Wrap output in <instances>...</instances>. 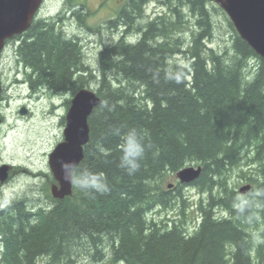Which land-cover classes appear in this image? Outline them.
<instances>
[{
	"label": "trees",
	"instance_id": "1",
	"mask_svg": "<svg viewBox=\"0 0 264 264\" xmlns=\"http://www.w3.org/2000/svg\"><path fill=\"white\" fill-rule=\"evenodd\" d=\"M64 2L10 41H19L33 88L75 94L96 81L101 103L89 118L73 195L0 210V264H264V59L230 19L232 47H210L209 0H116L106 6L115 10L106 25L122 32L99 52L95 77L81 41L61 23L68 14L93 31L91 12L84 0ZM152 2L163 10L155 18L146 16ZM189 165L202 167L190 186L220 193L186 209L163 182ZM248 165L256 175L242 181L243 199L244 185L232 188L228 174ZM177 199V218L149 216Z\"/></svg>",
	"mask_w": 264,
	"mask_h": 264
},
{
	"label": "rangeland",
	"instance_id": "2",
	"mask_svg": "<svg viewBox=\"0 0 264 264\" xmlns=\"http://www.w3.org/2000/svg\"><path fill=\"white\" fill-rule=\"evenodd\" d=\"M114 1L116 0H111V2L108 0H84L88 7L87 10L91 12L87 24L95 28L93 31L69 17L64 16L65 18L61 19V23L64 22L66 34L79 38L81 41L84 58L95 77L100 75L99 52L106 45L118 40L122 32L121 30H111L106 25L107 20L115 18L113 15L115 10H112L111 7L110 9L106 8L108 2L111 6ZM211 3L215 7L212 10V21L215 28L209 45L216 49L231 48L232 32L227 23L229 17L223 10L221 12L218 4ZM64 6V0H45L40 10L41 16H56ZM162 11L157 4L152 2L146 8V16L155 18ZM186 15L191 29L194 30L196 17L188 9H186ZM96 27H102L100 32H97ZM190 36L189 32L184 35V38L190 40ZM18 43L19 41H10L0 57V78L4 89L2 98H0V116L4 118L0 126V167L9 166L7 171L9 177L4 182L0 180V210L7 209L18 200L25 201L29 207L50 204L48 195L51 194V188L56 180L50 168L49 158L56 146L64 141L66 126L64 117L70 107L68 102L73 96L72 93H64L55 98L44 93L37 98L30 93L32 91L30 86L21 84L30 70L26 71L24 65L18 62ZM177 60L183 64L187 63L185 56H179ZM252 70L253 68L250 69V71ZM98 88L96 81H92L88 87L96 92ZM255 169L256 165H248L242 169L231 171L228 174L230 186L239 191L240 186L246 184V178L256 175ZM169 184L178 185L175 173L165 177L163 188L173 190V194L177 192L182 194L186 200L184 205L186 209L189 205L191 208L199 203L201 196L208 200L210 195L216 196L220 193L218 188H215L213 192L201 193L198 187L188 185L183 189L176 188V186L170 189ZM246 186L248 185H244V187ZM175 205L176 207L171 210L156 208L155 210L160 212L149 216L157 221L177 218L182 203L177 199ZM192 225L190 224L191 230H193ZM38 264H43V260Z\"/></svg>",
	"mask_w": 264,
	"mask_h": 264
},
{
	"label": "water",
	"instance_id": "3",
	"mask_svg": "<svg viewBox=\"0 0 264 264\" xmlns=\"http://www.w3.org/2000/svg\"><path fill=\"white\" fill-rule=\"evenodd\" d=\"M44 0H0V56L9 39L26 32L38 14ZM218 4L229 17L239 36L257 55L264 59V0H209ZM2 85L0 80V97ZM101 99L91 89L83 88L74 94L66 117L64 141L49 158L50 168L57 181L51 192L56 199L73 194V171L84 159V149L90 141L89 118ZM9 166L0 167V180L8 177ZM201 166H187L176 176L188 184L201 174ZM249 190L242 187L241 193Z\"/></svg>",
	"mask_w": 264,
	"mask_h": 264
},
{
	"label": "flooded vegetation",
	"instance_id": "4",
	"mask_svg": "<svg viewBox=\"0 0 264 264\" xmlns=\"http://www.w3.org/2000/svg\"><path fill=\"white\" fill-rule=\"evenodd\" d=\"M26 84H28L33 90H36V91H45L48 95L53 96L55 98H56V96H59L60 95V94L53 93V91L48 86H38V87H36L37 85H35L36 88H33L32 87V83H31L30 80L27 81ZM70 105H71V102L69 103V106ZM64 120H66V117H64ZM43 207L46 208L45 206H43Z\"/></svg>",
	"mask_w": 264,
	"mask_h": 264
},
{
	"label": "bare ground",
	"instance_id": "5",
	"mask_svg": "<svg viewBox=\"0 0 264 264\" xmlns=\"http://www.w3.org/2000/svg\"><path fill=\"white\" fill-rule=\"evenodd\" d=\"M100 103H101V102H100ZM98 106H99V105H98ZM67 113H68V112H67ZM65 117H67V114H66ZM82 161H83V160H82ZM80 164H81V163H80ZM80 164H79V165H80ZM79 165H78V166H79ZM78 166H77V167H78ZM77 167H76V168H77ZM197 167H198V166H197ZM76 168H75V169H76ZM201 171H202V169H201ZM201 174H202V172H201ZM201 174H200V176H201ZM200 176H199V177H200ZM199 177H198V178H199ZM198 178H197V179H198ZM197 179H195L193 182H195ZM177 184H178V185H182V186H184V187H182V189H183V188L187 187V184H188V183H186V182H182V181L177 177ZM178 185H177V186H178ZM175 186H176V185L169 184L168 187H169L170 189H172V188H174ZM177 186H176V187H177ZM193 187H195V186H193ZM241 189H242V188H241ZM73 193H74V192H73ZM245 193H246V192H245ZM245 193H242V194L245 195ZM72 195H73V194H72ZM37 208H42V206H39V204H38ZM158 212H160V211H157L156 213H158Z\"/></svg>",
	"mask_w": 264,
	"mask_h": 264
},
{
	"label": "clouds",
	"instance_id": "6",
	"mask_svg": "<svg viewBox=\"0 0 264 264\" xmlns=\"http://www.w3.org/2000/svg\"><path fill=\"white\" fill-rule=\"evenodd\" d=\"M79 186L83 187L84 185L81 184L79 181H75Z\"/></svg>",
	"mask_w": 264,
	"mask_h": 264
}]
</instances>
